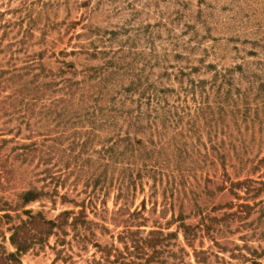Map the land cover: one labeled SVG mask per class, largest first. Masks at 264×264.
Wrapping results in <instances>:
<instances>
[{
	"label": "rangeland",
	"instance_id": "obj_1",
	"mask_svg": "<svg viewBox=\"0 0 264 264\" xmlns=\"http://www.w3.org/2000/svg\"><path fill=\"white\" fill-rule=\"evenodd\" d=\"M220 73L248 89L253 114L264 97V0H0V215L5 202L20 218L83 207L87 221L56 230L21 264H144L150 231L172 235L149 264H264V192L217 188L226 176L264 179V163L222 174L212 148ZM64 77L96 85L107 108L46 112L63 91L37 81L58 88ZM140 113L139 130L128 128ZM28 190L39 196L21 206Z\"/></svg>",
	"mask_w": 264,
	"mask_h": 264
},
{
	"label": "trees",
	"instance_id": "obj_2",
	"mask_svg": "<svg viewBox=\"0 0 264 264\" xmlns=\"http://www.w3.org/2000/svg\"><path fill=\"white\" fill-rule=\"evenodd\" d=\"M60 53L66 55L65 51H60ZM96 53L102 54L104 52H91L89 53V56H92ZM106 63L107 66H112L110 61H106ZM66 67L69 68L70 65H66ZM1 73L3 72L1 71ZM41 73H43L44 76H56V74L45 72V70H43ZM38 76L39 73L32 75L33 78ZM216 78L220 79L217 85L216 83H212V85L215 87L214 97L216 98V101H214V105L217 109L214 126L217 129V126L219 125L220 139L216 145H212V148L216 152V157L219 160V164H221L223 167L222 174L225 176L227 175V171L225 169L226 166L232 167L236 170V172H243L246 169L247 172L255 171L259 169L262 163H264V154L263 156L258 157L260 150H262L264 153V110H261L263 107L264 97L261 94L258 96V98L262 100L259 103L254 104L253 114H250L252 105L250 102H248L249 100L246 92L248 89L244 92H241L238 87L233 85L231 76L229 74L227 75L220 73L219 77L216 76ZM32 80H29L27 84L22 85L21 83L22 90H27L29 85L33 84ZM61 82L63 84L66 83V85L64 87L60 86L56 88L58 82H55L54 78L46 82L37 81L39 86L44 85L50 88L52 93H59L60 91H63L61 96H53V98L49 101V104L47 106L44 105V107H46V112L71 113L70 111L74 107H79L81 110H89L91 108L96 109V104H89L92 101L97 103L99 109H101V106L99 105L107 108V106L104 104L107 101V95L103 92L97 93L96 91L101 89H94L96 85L86 86L85 80L83 78L80 80L64 77L62 78ZM224 84L227 85V88H223ZM1 85L2 82L0 81V86ZM51 86L53 88H51ZM123 90L125 92H129L130 89L127 87L123 88ZM233 91L234 95L232 94ZM13 93L17 94L19 91L15 90ZM238 94L241 95L240 100L242 103L237 101L239 99L234 98V96ZM92 97L94 99H92ZM158 102L159 99H156V104H158ZM8 105L13 106V103H9ZM55 108L59 109L54 110ZM76 108H74L73 111ZM199 108L203 107H198L197 109ZM205 108L211 109V103L208 102L206 105H204V109ZM123 112L131 113L132 110H123ZM209 113L210 112H207L205 114L204 111L202 112L201 117L204 120V123H206L205 121H212V119H210L208 116ZM141 116H143V113H140V115H136L133 118H128V128L134 127L135 131H138L140 125L137 122V118H139V120L143 119ZM158 118L159 117L157 113L156 117H153V120L147 121L149 123L148 127L151 128V126L154 125L158 126ZM162 121L163 120L161 119L159 120L161 123ZM166 121L171 123V119ZM112 123L113 122L109 124L110 127L113 126ZM186 124L190 125L192 123L188 121ZM209 124L211 125V123ZM241 124H243V128H241ZM192 126L194 127V131H197L195 130L196 127L194 125ZM210 127L212 126H206L208 131L211 130ZM255 127H257V129H254ZM208 131L206 132L207 134ZM209 138L210 137H208V141L210 142L211 139ZM122 140H130V132L126 131V134L124 137H122ZM203 146L205 147L206 145L203 144ZM254 150L256 152L251 157V154ZM205 155L208 156L207 151L205 152ZM260 177L261 178L259 179H254L251 176H246L242 179H239V177H236V179H230L228 176H226L227 179L224 182H219L217 184V188L221 191L229 189L231 192L241 198L240 195L235 192V190L244 188V191L247 194L250 190L256 191L255 193L264 192V179L263 176ZM23 196H25L26 199L23 201V205L21 206H24L26 202L35 200L39 196V193L34 190H28L23 193ZM4 204V206H6L3 209L5 213L0 215V264H21V256L24 253H26L34 245L45 242L48 237H50L56 230H64L63 227L65 225L75 228L78 224H85L87 222L83 207H81L76 214L71 210H64L53 219L45 218L41 212H33L31 209H22L21 212L25 217L20 218L19 216L13 217L9 213V211H16L18 207L12 206L7 202ZM246 206L249 207V205ZM15 218H18V222H13V219ZM184 228L186 230L189 228V226H185ZM135 233L136 232H130V234ZM149 234L154 236L156 235V237L155 240L147 239L145 241V244L148 248H150L151 253L144 259V264H149V257L157 251V245L160 244V242L163 241L167 236L172 235V233H169L165 236L162 235L160 231H150ZM6 240L10 245V249L5 246L4 242ZM258 255L264 256V250L258 253ZM122 264L135 263L134 261H129L128 263L123 262ZM248 264H259V261L253 259Z\"/></svg>",
	"mask_w": 264,
	"mask_h": 264
}]
</instances>
